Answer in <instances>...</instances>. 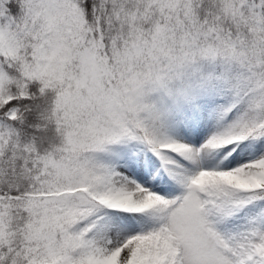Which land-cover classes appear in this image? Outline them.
<instances>
[{"label":"snow or ice","instance_id":"6c2138e0","mask_svg":"<svg viewBox=\"0 0 264 264\" xmlns=\"http://www.w3.org/2000/svg\"><path fill=\"white\" fill-rule=\"evenodd\" d=\"M0 264H264V0H0Z\"/></svg>","mask_w":264,"mask_h":264}]
</instances>
